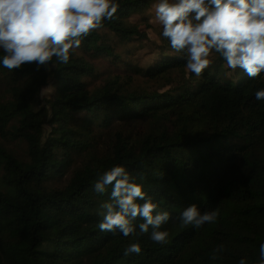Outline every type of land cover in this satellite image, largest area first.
<instances>
[{
  "label": "trees",
  "instance_id": "obj_1",
  "mask_svg": "<svg viewBox=\"0 0 264 264\" xmlns=\"http://www.w3.org/2000/svg\"><path fill=\"white\" fill-rule=\"evenodd\" d=\"M157 1L117 0L119 19L93 30L66 64L10 71L0 62V264H258L264 100L255 93L264 73L233 71L218 53L200 77L189 73L184 53L165 37L155 43L156 23L132 22ZM115 166L171 213L166 245L99 229L111 188L94 185ZM193 204L218 208L217 222L182 226ZM137 242L140 254L125 256Z\"/></svg>",
  "mask_w": 264,
  "mask_h": 264
},
{
  "label": "clouds",
  "instance_id": "obj_2",
  "mask_svg": "<svg viewBox=\"0 0 264 264\" xmlns=\"http://www.w3.org/2000/svg\"><path fill=\"white\" fill-rule=\"evenodd\" d=\"M118 8L117 0H0V50L5 53L0 62L10 71L32 64L39 71L54 58L66 64L93 30L101 29L105 20L119 19ZM154 10L171 49L185 54L189 73L200 77L213 53L229 69H241L250 78L264 73V0H158ZM255 97L264 100V89ZM109 187L110 199L102 204L103 220L98 225L101 231L119 230L125 237L149 234L155 244L169 242L170 232L161 229L171 213L160 210L124 166L99 174L94 191L103 194ZM219 215L218 208L202 213L193 204L179 219L182 226L200 228L216 223ZM137 220L142 223L137 225ZM225 250L219 245L211 258L216 260ZM141 251L140 243H131L124 255ZM239 264H247V259ZM258 264H264V243L259 246Z\"/></svg>",
  "mask_w": 264,
  "mask_h": 264
},
{
  "label": "rangeland",
  "instance_id": "obj_3",
  "mask_svg": "<svg viewBox=\"0 0 264 264\" xmlns=\"http://www.w3.org/2000/svg\"><path fill=\"white\" fill-rule=\"evenodd\" d=\"M132 22L134 24L142 25V26L143 25H152L153 23L154 24L156 23V25L158 27L151 29V35H152L153 39L155 40L156 44L161 45V44L164 43L163 36L160 34L161 31H163V27L155 18V10H154V8H153V10L150 13H148L146 15V17L142 16V15H134L132 17ZM101 35L104 38H106L109 41V43H111V44H115L118 41H120V36L115 35L113 32H111L108 29H102L101 30ZM149 84H152V83H149ZM53 91H54V86L50 85L46 89L43 90L42 96L48 98L53 93Z\"/></svg>",
  "mask_w": 264,
  "mask_h": 264
}]
</instances>
